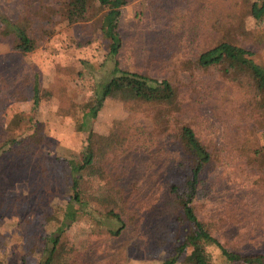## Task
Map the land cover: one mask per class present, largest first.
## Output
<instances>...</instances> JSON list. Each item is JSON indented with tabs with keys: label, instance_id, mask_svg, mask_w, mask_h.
Listing matches in <instances>:
<instances>
[{
	"label": "rangeland",
	"instance_id": "374dc122",
	"mask_svg": "<svg viewBox=\"0 0 264 264\" xmlns=\"http://www.w3.org/2000/svg\"><path fill=\"white\" fill-rule=\"evenodd\" d=\"M145 1L133 0L122 7L121 66L158 76L168 73L179 90L182 102L180 116L189 119L197 113L204 115L206 124L215 131L227 162L222 168L220 165L209 171L211 190L207 191L206 200L199 204V212L228 246L246 252L264 251V183H254L255 175L261 176L262 171L247 166L244 169L246 172H243V168L238 166L239 162L234 159L237 156L234 147H237L238 133L245 123L239 124L234 118V103L229 111L226 104L219 105L220 97L225 93L235 101L238 98L236 89H227L220 76L211 74L205 77L206 82L215 87L206 88L203 92L205 87L197 81L193 64L188 59L190 48L186 40L160 42L162 25L150 17L152 14ZM245 2L185 0L180 3L183 11L189 10L190 31L192 26L194 34L196 30L200 31L195 40L191 38L194 44L204 45L207 40L211 42L204 25L206 12L229 15L234 11L243 17ZM57 5L58 0H0V16H30L37 27L41 23L49 30L39 47L28 53H21L15 48L14 38L0 35V156L4 149L15 147L13 138L3 129L8 127L12 131L10 134H17L19 130L14 121L24 116L25 122L31 114L34 115V121L42 124L39 137L49 143V147L31 166L29 175L30 178L36 175L55 186L62 185L70 174L69 160L79 156L83 147L84 132L80 129L83 114L94 104L98 85L113 77L115 66V58L109 53L110 41L104 37L101 28L100 19L107 11L105 6L94 0L93 19L70 25L56 14L50 20L44 17L50 12L49 8ZM245 24L244 30H235L238 32L234 35L242 44L255 49L264 63V23L259 25L255 19L246 16ZM36 80L39 81V90L33 111ZM145 109L151 108H146L142 102L109 97L90 116L88 124L96 132L108 133L119 119L144 120ZM236 126L242 128L238 130ZM207 130L210 131L206 127ZM240 163H243L241 158ZM233 165L237 166V171ZM226 166L229 167L226 169ZM176 167L175 153L170 151L163 156H152L130 149L124 156L120 174L124 184L131 189L136 205L142 210L143 222L138 234H132L131 242L123 248L120 264H163L162 258L153 256L148 245L152 246V241L144 243L145 238L150 240L148 232L154 228L151 224L145 228L152 217L161 224L169 225L180 238L194 235L192 225L178 219V210H170L164 205L169 178ZM13 168V165H7V169L3 170L12 187L8 189L6 200L0 203V264H38L41 251H37L27 262L22 259V254L27 248H32L33 235L41 236L49 211L47 208L52 204H64L66 197L58 190L56 196H52L32 188L24 194L31 186L28 187L26 178L16 177ZM81 222L84 223V220ZM105 222L113 229L120 226L116 219L106 218ZM207 247L213 251L216 264H242L227 261L215 244ZM192 249L188 248L179 264L189 263L187 259Z\"/></svg>",
	"mask_w": 264,
	"mask_h": 264
},
{
	"label": "trees",
	"instance_id": "16d2710c",
	"mask_svg": "<svg viewBox=\"0 0 264 264\" xmlns=\"http://www.w3.org/2000/svg\"><path fill=\"white\" fill-rule=\"evenodd\" d=\"M93 1L58 0V5L49 8L50 12L44 17L50 20L56 14L70 25L88 22L93 19ZM99 1L107 9L100 22L104 37L110 41L109 53L115 58L114 75L98 85L94 104L83 114L80 123L84 132L83 147L79 156L69 160L71 172L64 183L55 186L36 175L30 178L31 166L49 147V143L39 137L42 124L34 121V115L31 114L26 123L24 116L14 121L19 130L17 134H10L12 131L8 127L3 129L13 138L15 147L4 149L0 156V203L6 200L12 187L10 179L3 173L7 165H13L16 177L20 175L27 179L26 183L31 187L24 194L32 188L52 196H56L58 190L66 197L64 204H52L47 208L42 234L32 236V248L25 250L22 259L27 262L41 251L38 264H120L123 248L138 234L143 222L142 210L120 174L124 156L130 149H138L152 156H163L168 151L175 153L177 167L169 178L164 205L170 210L177 209L178 219L194 229V235L180 238L169 225L152 217L145 228L150 224L154 228L148 232L150 240L145 238L144 243L152 241V246L148 245L154 257L162 258L163 264H179L183 254L193 247L188 264H216L213 251L207 247L215 244L229 262L264 264V251L246 252L228 246L199 212V204L206 200L207 191L211 190L209 171L220 165L222 168L227 162L213 127L206 124L201 113L189 119L180 116L179 90L168 73L158 76L121 66L122 7L133 0ZM184 1L145 2L152 14L150 17L162 25L160 42L186 40L190 48L188 59L193 64L197 81L205 87L203 92L215 87L206 82L205 77L211 74L220 76L227 89H236L238 98L235 101L225 93L219 102V105L226 104L228 111L234 103V118L239 124L245 123L243 128L236 126L238 130L242 129L238 133L237 147H234L237 153L234 159L243 172L247 166L261 170L262 175H255L253 180L256 184L264 183V63L255 49L242 44L234 35L244 30L246 16L255 19L259 25L264 23V0H246L243 17L234 11L229 15L206 12L204 25L211 42L207 40L204 45L194 44L191 39L195 40L200 31L196 30L194 34V26L190 31L189 10L183 11L180 4ZM0 20V35L14 38L15 48L21 53L36 50L44 34L49 33L43 24L39 23L41 26L37 27L30 16H0ZM38 84L36 80L33 111L37 105ZM109 97L142 102L151 109H145L146 116L142 121L119 119L108 133H99L92 129L88 120ZM206 127L210 131H206ZM233 168L238 169L235 165ZM106 218L116 219L120 226L117 229L109 227Z\"/></svg>",
	"mask_w": 264,
	"mask_h": 264
}]
</instances>
